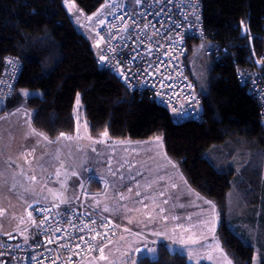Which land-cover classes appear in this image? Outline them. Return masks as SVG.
<instances>
[{"label":"trees","instance_id":"1","mask_svg":"<svg viewBox=\"0 0 264 264\" xmlns=\"http://www.w3.org/2000/svg\"><path fill=\"white\" fill-rule=\"evenodd\" d=\"M105 1L73 0L86 15ZM62 2L0 0V72L7 56L22 63L5 111L25 106L34 129L56 142L62 133L74 135L79 97L93 139L104 134L111 142L162 136L165 153L179 164L188 186L216 209V237L232 264H252L255 254L264 264V129L258 103L238 79L241 71L255 67L248 56L260 52L264 0H201L210 45L200 62V40L189 42L185 74L201 99L204 120L178 124L165 108L138 98L114 72L99 68L90 42ZM25 90L43 95H26ZM156 248L154 257L144 256L137 264H190L164 244Z\"/></svg>","mask_w":264,"mask_h":264},{"label":"rangeland","instance_id":"2","mask_svg":"<svg viewBox=\"0 0 264 264\" xmlns=\"http://www.w3.org/2000/svg\"><path fill=\"white\" fill-rule=\"evenodd\" d=\"M62 1L76 29L88 39L98 60L101 44L96 34L102 15L98 16L96 12L83 14L73 0ZM246 30L243 24L242 33L245 34ZM209 45L205 39L197 44L200 62L207 58ZM25 94L43 95L41 90H25ZM6 101L0 98V147L4 149L0 154L4 163V166L0 164V186L3 191V196H0V236L13 237L24 243L35 237L37 223L20 208V200L14 196V193L21 194L27 188H33L34 193L43 200L50 199L67 208L82 206L98 216L110 215L114 220L121 211L128 222L121 238L117 240V236L98 253L78 264H137L144 256L154 257L158 244L185 255L190 264H231L216 237L219 223L216 209L202 207V201H199L202 199L196 194L197 201L187 210L177 200L176 193L190 197L185 188L182 191L174 188L179 178L186 182L177 162L172 160L173 167L167 169V174L147 178L144 182L142 188L148 191L142 195V202L150 199L158 205L163 223L147 224L145 204L132 201L125 195L117 197L113 193L117 172L121 177L125 172L147 168V162L136 160L135 165L133 161L123 158L133 154H124V147L107 146L111 144L107 143V134L99 139L88 136L80 98L78 100L77 97L75 102V121L76 126H81L84 121L85 131L80 129V134L75 137H61L56 144L55 140L35 129L34 137L30 131L25 134L26 129H18V124L25 128L28 126L31 110L19 108L5 111ZM154 141L164 146L162 136ZM116 144L118 142L113 146ZM262 175L264 178V157ZM117 224L120 228V223ZM174 235L178 236L176 241H173ZM142 242L148 246L145 247ZM149 249H155V253L149 252ZM253 264H259L257 254L254 255Z\"/></svg>","mask_w":264,"mask_h":264},{"label":"built area","instance_id":"3","mask_svg":"<svg viewBox=\"0 0 264 264\" xmlns=\"http://www.w3.org/2000/svg\"><path fill=\"white\" fill-rule=\"evenodd\" d=\"M105 20L99 40V68L119 75L123 86L138 98H147L165 108L174 123L204 120L201 99L186 68L176 58L179 45L188 36L205 39L203 7L199 0H106ZM258 57L248 56L255 67L239 73V81L260 107L264 129V33L258 35ZM22 70L19 58L7 56L0 72V98L16 93ZM38 235L44 230L52 246L38 252L37 244H21L15 264H78L120 236L118 222L99 218L82 208L58 204L31 206Z\"/></svg>","mask_w":264,"mask_h":264},{"label":"crops","instance_id":"4","mask_svg":"<svg viewBox=\"0 0 264 264\" xmlns=\"http://www.w3.org/2000/svg\"><path fill=\"white\" fill-rule=\"evenodd\" d=\"M25 108H26L25 106L20 107V109H25ZM17 109H19V108H17ZM14 111H15V109H14ZM5 114L6 113H3V115H5ZM31 115H32V112H31ZM85 123L87 125V130H88V124H87V122H85ZM85 123H84V121H82L80 124L81 126H76V131H75L74 135L62 136V137H68V138L75 137L76 134H80V129L85 131ZM17 128L18 129H20V128L26 129V130H24L25 134H28L30 131V135L33 137L35 136V134L33 132L34 127L32 125V116H31V118H29V124H28V126H26V128H25V126H22L20 124L17 125ZM77 128H78V130H77ZM88 136H89V132H88ZM59 139L56 142H54V144H56L59 141ZM154 140L155 139L146 140V141L125 140V141H129V142H124V141H122V142H119V141L111 142L108 139L107 143H111V144L107 145V146L114 147V148L115 147H124V149H123V151L125 152L124 154H133V155L132 156H124L123 158H127V159L133 161V164H135V165H136V162H135L136 160L141 161V162L142 161L147 162L148 167L145 169L138 168L139 169L138 171H130L129 173L125 172L121 177L119 176V172H117L116 178L114 180L115 187L113 188V193L115 196L125 195L126 197L130 198L132 201H138V202L145 204L144 207L146 209L145 217L147 220V224H159L160 225L163 223H162V214H161V212H159V207L150 199H148L146 201V203L142 202V195L146 194L148 191L146 188H142V187L144 186V182L147 178L153 179V178H156L157 176H162L164 174H167L169 172V171H167V169L171 168L173 166L171 164L172 160H170L169 157L167 156V154L165 153L164 146L161 143H156ZM117 142H118V144H116V146H113L114 143H117ZM3 151H4V149L0 147V154L3 153ZM0 164H2V166H4L3 159H1V158H0ZM133 164L129 163L128 165H131V167L134 168ZM1 172L2 171L0 170V174H1ZM0 177H1V175H0ZM0 184H1V180H0ZM174 188L179 189L181 191L185 188L188 195H190V197H185L183 195L176 193L177 200L179 201V203L183 207V209H186V210L189 209L191 206H193L194 202L197 201L198 198H196V196H195L196 193L188 186L187 182H185L184 179L179 178L177 183H174ZM1 195L3 196V191H2V188L0 186V196ZM196 195L199 196L198 194H196ZM14 196L17 197L18 200H20L21 205L20 204H18V205L20 206V208H23V209L25 208L26 203L29 201L43 202L45 200H50V199L43 200L41 197L37 196L34 193L33 188H27L26 190L22 191L21 194L14 193ZM199 201H202L201 202L202 207H213L212 204L206 203L203 199L199 200ZM87 212L90 214L97 215V214L93 213V211H90V212L87 211ZM116 216L117 217L115 220H117L120 223V228H121L120 236H122V234L125 232V230L128 226V222L124 218L121 211ZM98 217L113 219V218H110V215H103V214H99ZM120 236L117 238V240L119 238H121ZM177 239H178V236L174 235L173 241H176ZM142 244H144L145 247L148 246L146 242H142ZM222 251L225 253V251L223 249H222ZM226 256L228 257L227 254H226ZM230 263L232 264L231 260H230Z\"/></svg>","mask_w":264,"mask_h":264},{"label":"bare ground","instance_id":"5","mask_svg":"<svg viewBox=\"0 0 264 264\" xmlns=\"http://www.w3.org/2000/svg\"><path fill=\"white\" fill-rule=\"evenodd\" d=\"M199 1L203 7L201 0H199ZM95 12L98 16L102 15L100 25H97L98 29H97V34H96L97 39L100 42L99 32L101 31L103 24H104L105 11L103 10V7L100 5ZM202 39L203 38H196L194 36H188L185 39H183V41L179 45V50L177 51L176 58H177V60H179L183 63L185 68L187 65L188 55H189V42L193 41V40H202ZM100 44H101V42H100ZM109 141H110V139H109ZM52 204H56V203L53 201H50V200H45L43 202L29 201L26 203L24 211L26 212V215L34 221L36 219V216L29 213V208L31 206H44V205H52ZM92 215L98 217L97 215H94V214H92ZM45 233H47L48 235H51L50 230H44V232L42 231V233L40 235H38V232H37V234H36L37 236H35L34 239H31V240H33L32 243L37 244L39 246V248H38L39 253H41L42 249L48 248V253L50 254V253H52L53 247L52 246L49 247V240H48L47 236H45ZM30 241H28L27 243H24L20 240L13 238V237L6 238V237L0 236V264H15L16 251L19 249L21 244H32Z\"/></svg>","mask_w":264,"mask_h":264},{"label":"snow or ice","instance_id":"6","mask_svg":"<svg viewBox=\"0 0 264 264\" xmlns=\"http://www.w3.org/2000/svg\"><path fill=\"white\" fill-rule=\"evenodd\" d=\"M78 100H79V97H78ZM61 135L63 136L64 134L62 133ZM137 251L139 252L140 250L138 249ZM148 251L152 252V253H155V249H149Z\"/></svg>","mask_w":264,"mask_h":264},{"label":"water","instance_id":"7","mask_svg":"<svg viewBox=\"0 0 264 264\" xmlns=\"http://www.w3.org/2000/svg\"><path fill=\"white\" fill-rule=\"evenodd\" d=\"M115 76H116L117 78H119V75H118L117 73H115Z\"/></svg>","mask_w":264,"mask_h":264},{"label":"clouds","instance_id":"8","mask_svg":"<svg viewBox=\"0 0 264 264\" xmlns=\"http://www.w3.org/2000/svg\"><path fill=\"white\" fill-rule=\"evenodd\" d=\"M118 79H119V78H118ZM107 245H108V244H107ZM101 249H102V248H101ZM101 249H100V250H101ZM100 250H99V251H100Z\"/></svg>","mask_w":264,"mask_h":264}]
</instances>
